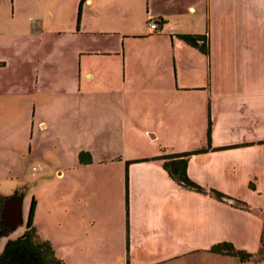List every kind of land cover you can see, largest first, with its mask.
<instances>
[{"label": "crops", "instance_id": "0c3cea01", "mask_svg": "<svg viewBox=\"0 0 264 264\" xmlns=\"http://www.w3.org/2000/svg\"><path fill=\"white\" fill-rule=\"evenodd\" d=\"M101 5L112 13L107 21L100 18ZM21 7V0H0V32L11 36L0 43V49L9 50L0 58L1 72L9 70L11 59L22 58L19 41H13ZM140 11L145 28L133 31L131 18ZM150 20L158 24L156 31L148 28ZM43 24L40 18L31 26ZM61 32L78 43L81 39L71 47L73 86L59 92L70 104L57 106L76 120L48 129L71 147V159L53 171L59 185L39 165L26 197L27 184L18 178L21 164L14 165L18 183L6 197L0 195V226L9 231L3 239L24 231L33 200L32 226L56 258L64 257L61 253L115 254L127 255L129 264H153L198 253L217 255L209 248L220 242L246 252L259 250L264 228V0H84L75 26ZM110 33L116 41L85 40ZM178 35H204L207 55ZM34 73L33 87L10 91L29 97L28 139L36 105L37 111L54 112L49 101L35 102L45 93L37 88ZM101 95L110 98V121L88 124L82 115L85 100L104 113L98 105ZM208 122L209 148L190 155L186 163V176L201 188L194 191L170 179L153 158L205 148ZM36 125L38 131L46 129L44 122ZM117 139L142 150L101 153L100 147L99 156L94 154L96 145ZM38 146L28 147L27 154L44 161ZM15 151L13 159L21 155ZM211 191L229 199L219 201ZM12 193L21 201L19 226L13 205L3 206ZM234 200L243 207L233 206Z\"/></svg>", "mask_w": 264, "mask_h": 264}, {"label": "rangeland", "instance_id": "374dc122", "mask_svg": "<svg viewBox=\"0 0 264 264\" xmlns=\"http://www.w3.org/2000/svg\"><path fill=\"white\" fill-rule=\"evenodd\" d=\"M22 7L20 9V17L17 18L19 29L14 35L13 41L18 43L17 46L20 48L21 57L20 59H11L10 68L7 71H0V91H5L0 96V195L6 197L14 184L18 183V178H21V182H25L27 185L23 189L25 197L29 193V183L35 180L34 176L38 175L39 165H45L49 170L52 181L54 185H59L54 177L53 171L55 169H63L70 162V148L67 147L64 142H62L57 135L49 133V127L52 124H61L66 121L76 120V117L69 113H62L58 107H67L70 104L69 98L62 97V93L73 86V70H74V59H71V52L74 50L71 47L81 44V39L79 43L74 37L64 34L61 32L60 35L57 34V30L66 31L67 26H75L77 22V4L76 0H21ZM62 2L61 12H58L57 4ZM24 5V7H23ZM104 15L100 17L102 20L107 21L112 13L107 7L102 6ZM50 9L51 14L46 12ZM81 9V5H80ZM101 14V13H100ZM80 15V11H79ZM100 16V15H99ZM8 17V16H7ZM231 17V16H230ZM42 18L45 24L41 28L34 29L31 23L34 24L38 19ZM132 30L138 31L145 28V20L143 18V13L135 14L132 16ZM58 20V22H57ZM233 23V20H231ZM31 26V27H30ZM232 26V25H231ZM102 26L98 28L99 30H105ZM107 28V30H110ZM101 30V31H102ZM40 31V33H39ZM112 31V30H111ZM37 34H36V33ZM19 36H18V35ZM231 37V34H230ZM11 36L4 37V32H0V43L4 41H9ZM18 39V40H17ZM89 39L116 41L117 35L110 33L108 35H95L86 36L85 40ZM76 41V42H75ZM78 44V45H76ZM114 44V42H113ZM101 46V44H100ZM89 47H94L93 44H89ZM99 47V45H97ZM108 47V46H106ZM112 47V46H109ZM114 47V46H113ZM117 47L120 48V44L117 43ZM32 49H35L33 51ZM39 49V50H38ZM9 50L6 48L0 49V58L7 54ZM17 61V62H13ZM16 63V64H14ZM31 70V71H30ZM36 71V86L45 95H41L36 98V103H44L49 101L53 104L54 112L42 110L37 111L39 105H36L35 115H34V128L33 133L28 139L27 124L29 121V97L22 98L19 96H13L10 91L13 87L26 88L33 87L35 83V72ZM108 73V70H105ZM56 94L49 95V92ZM63 91L62 93H59ZM61 96H60V95ZM87 97L84 98V100ZM84 109L82 112L84 120L88 124L100 123L110 121V116L107 111H110V98L107 95H101L99 98V104L104 109V113H100L98 106L96 105V110H92L94 107L91 106V100H85ZM58 106V107H57ZM44 122L46 124L45 130H37V123ZM103 131H107L104 130ZM107 139V137H106ZM108 140V139H107ZM111 141V140H110ZM123 143V144H121ZM35 144H38V150L41 153V158L45 160H39V156L28 155L27 148H34ZM97 149L94 154L99 156L98 148L102 147L101 153L111 151V152H121L123 154H128L132 150H142L141 147L135 146L134 144H129L128 140L126 142H120L117 139L115 144L110 142L108 144H102L95 146ZM150 148L147 146V149ZM12 149H16V153H21V155H15L13 159ZM32 150V149H31ZM15 164H21L22 171L19 174L13 170ZM35 174V175H34ZM16 176V177H15ZM39 176V175H38ZM18 177V178H17ZM39 177L36 181H39ZM1 202V200H0ZM5 239H0V251L3 248ZM127 245V242H126ZM264 230L262 231L260 249L255 250L254 256L247 262L243 264H264ZM242 250V249H239ZM245 251V250H244ZM64 257L58 259L62 261V264H129L127 255L117 256L115 254L111 255H100L93 257H72L70 254H62ZM66 255V256H65ZM70 255V256H69ZM78 258V259H76ZM79 260V261H78ZM143 261H147L143 258ZM145 264V263H144ZM153 264H240L236 258L217 256L210 253H198L193 255H185L178 258L170 259L164 262H158Z\"/></svg>", "mask_w": 264, "mask_h": 264}, {"label": "trees", "instance_id": "16d2710c", "mask_svg": "<svg viewBox=\"0 0 264 264\" xmlns=\"http://www.w3.org/2000/svg\"><path fill=\"white\" fill-rule=\"evenodd\" d=\"M83 1L84 0H80L78 4L77 21L79 19L80 5ZM177 37L187 45L196 48L200 53L207 55V43L204 35H178ZM209 133L210 123L208 122L205 131V148L176 154H160L154 157L153 160L160 161L162 169L166 172L168 177L177 184L194 191H200L201 188L188 179L185 169L187 159L190 155L201 153L209 148ZM211 192L219 201L229 199L219 192ZM233 206L243 207V204L234 200ZM33 208L34 202L31 200L28 207L25 229L19 236L5 240L3 248L0 251V264H62V262L55 257L50 244L40 239L35 228L32 226ZM8 234L9 231L0 226V238L7 237ZM209 251L217 255L235 257L239 263L247 262L254 256V254L244 250L235 249L227 242L216 243L209 248Z\"/></svg>", "mask_w": 264, "mask_h": 264}, {"label": "water", "instance_id": "95a60500", "mask_svg": "<svg viewBox=\"0 0 264 264\" xmlns=\"http://www.w3.org/2000/svg\"><path fill=\"white\" fill-rule=\"evenodd\" d=\"M20 207H21V201L18 199L14 204H13V209L12 212L15 216V219L17 220L16 226H19L21 224L20 220Z\"/></svg>", "mask_w": 264, "mask_h": 264}, {"label": "flooded vegetation", "instance_id": "af4514ba", "mask_svg": "<svg viewBox=\"0 0 264 264\" xmlns=\"http://www.w3.org/2000/svg\"><path fill=\"white\" fill-rule=\"evenodd\" d=\"M18 199H19V195L12 193L11 196L7 200H5V202L3 203V206L4 205L12 206Z\"/></svg>", "mask_w": 264, "mask_h": 264}, {"label": "built area", "instance_id": "2783aa9c", "mask_svg": "<svg viewBox=\"0 0 264 264\" xmlns=\"http://www.w3.org/2000/svg\"><path fill=\"white\" fill-rule=\"evenodd\" d=\"M147 26L150 30H153V31H156L157 30V27H158V24L155 22V21H148L147 22Z\"/></svg>", "mask_w": 264, "mask_h": 264}]
</instances>
